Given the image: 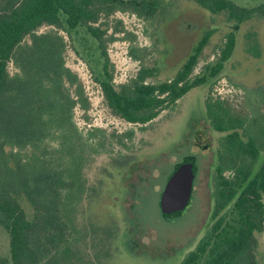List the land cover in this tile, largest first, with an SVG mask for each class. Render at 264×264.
I'll return each instance as SVG.
<instances>
[{
    "label": "trees",
    "instance_id": "trees-1",
    "mask_svg": "<svg viewBox=\"0 0 264 264\" xmlns=\"http://www.w3.org/2000/svg\"><path fill=\"white\" fill-rule=\"evenodd\" d=\"M191 1L233 23L216 59L193 76L213 28L173 77L151 81L157 69L142 67L128 82L116 84L107 50L114 39L108 35L110 17L129 11L152 20L161 0H0V225L11 246L10 257H0V264H101V250L117 237L109 225L80 221L87 195L83 171L93 154L74 122V111L79 105L87 108L89 101L78 74L67 65L69 43L61 31L78 39L80 49L75 50L80 55L93 48L88 37L93 40L98 52L93 60L101 65L96 80L108 106L128 122L146 124L192 89L216 83L235 54L239 27L264 19V0L252 7L234 0ZM44 26L51 29L40 31ZM254 37L247 50L259 57L260 43ZM263 105L261 94L251 114L241 115L229 100L209 93L205 118L222 135L214 153L217 220L180 264H261ZM54 135L58 147H43ZM158 204L165 219L176 218L164 216L160 198ZM227 209L228 217L223 214Z\"/></svg>",
    "mask_w": 264,
    "mask_h": 264
},
{
    "label": "rangeland",
    "instance_id": "rangeland-1",
    "mask_svg": "<svg viewBox=\"0 0 264 264\" xmlns=\"http://www.w3.org/2000/svg\"><path fill=\"white\" fill-rule=\"evenodd\" d=\"M234 1L248 7L260 3ZM109 25L108 35L114 39L107 50L116 84L128 82L142 67L157 69L151 81L173 77L202 35L214 28L193 76L201 74L233 28L225 14H212L191 0H161L160 12L152 20L118 11ZM49 29L44 26L40 31ZM61 33L69 43L67 65L78 74L89 101L87 108L79 105L74 111V122L93 154L83 171L87 195L80 221L109 225L117 236L101 250V264H180L217 220L214 153L222 135L212 131L205 118L207 97L222 96L239 114H251V106L264 94V19L239 27L235 54L216 83L192 89L146 124L128 122L108 106L96 80L101 65L93 60L98 56L93 40L88 37L93 48L80 55L75 50L80 47L78 39ZM252 36L260 43L259 57L247 50ZM9 70L17 72L13 63ZM261 109L264 112V105ZM58 144L54 135L43 147L53 150ZM190 155L198 166L190 204L182 215L165 219L158 204L160 194L175 165ZM229 211L223 214L228 217ZM258 240L257 255L264 264V235L258 234ZM10 254V235L0 225V257Z\"/></svg>",
    "mask_w": 264,
    "mask_h": 264
},
{
    "label": "water",
    "instance_id": "water-1",
    "mask_svg": "<svg viewBox=\"0 0 264 264\" xmlns=\"http://www.w3.org/2000/svg\"><path fill=\"white\" fill-rule=\"evenodd\" d=\"M198 172L195 158H186L175 167L160 194V207L164 216L182 215L190 204L194 181Z\"/></svg>",
    "mask_w": 264,
    "mask_h": 264
}]
</instances>
